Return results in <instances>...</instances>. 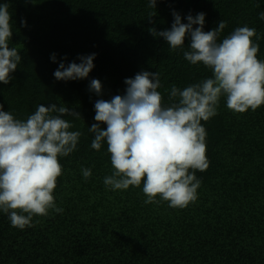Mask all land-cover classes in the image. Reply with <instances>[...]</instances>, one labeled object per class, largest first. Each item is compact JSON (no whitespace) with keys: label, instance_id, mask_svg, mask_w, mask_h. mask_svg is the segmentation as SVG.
<instances>
[{"label":"trees","instance_id":"1","mask_svg":"<svg viewBox=\"0 0 264 264\" xmlns=\"http://www.w3.org/2000/svg\"><path fill=\"white\" fill-rule=\"evenodd\" d=\"M9 2V46L21 50L22 60L11 82L0 83V104L26 119L39 104L64 103L81 114L66 119L83 135L76 151L59 158L63 174L54 196L62 213L36 216L34 226L19 229L0 212V264H264V105L236 113L221 98L218 114L202 121L209 167L196 172L201 187L185 208L145 204L142 187L108 189L107 146L92 149L88 131L96 123L95 101L125 94V79L141 71L160 73L165 104L173 84L183 88L212 75L184 59L190 38L173 52L148 31L170 30L174 11L184 23L189 14L204 13L205 31L225 20L221 39L236 27L255 28L257 58L264 60V0H157L156 9L148 0ZM149 12L156 13L154 23ZM93 53L87 79H55L60 62L80 63ZM92 79L101 81L102 96L89 90ZM82 168H91L88 180Z\"/></svg>","mask_w":264,"mask_h":264},{"label":"clouds","instance_id":"2","mask_svg":"<svg viewBox=\"0 0 264 264\" xmlns=\"http://www.w3.org/2000/svg\"><path fill=\"white\" fill-rule=\"evenodd\" d=\"M33 2V0H26ZM156 9L157 0H148ZM11 4H0V83L9 84L22 57L12 40ZM156 16L149 12L148 20ZM170 30L148 31L162 37L171 51L185 48L184 59L193 66L203 65L212 75L183 88L173 84L168 103L159 91L160 73L141 71L126 78L125 94L94 103L95 116L88 131L93 134L91 148L100 151L106 144L112 171L103 183L110 190L142 187L145 204L167 202L171 208H185L197 199L202 181L196 172L209 167L206 159V129L202 121L218 114L221 98L229 110L246 113L264 105V60L257 31L247 25L236 27L221 39L227 22L205 31V14L187 16L173 12ZM264 21V12L259 14ZM26 26V21H22ZM96 55L79 57L80 63H59L54 71L58 81L87 79L94 69ZM56 62V55L51 57ZM89 90L103 95L99 79L90 81ZM81 114L60 103L39 104L26 119L17 118L0 104V212L14 228L32 227L33 218L50 211L62 213L54 191L63 174L60 157L77 150L81 131L66 117ZM106 125V127H103ZM83 178L92 176L91 168L81 169ZM38 222V221H37Z\"/></svg>","mask_w":264,"mask_h":264}]
</instances>
